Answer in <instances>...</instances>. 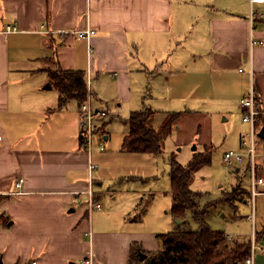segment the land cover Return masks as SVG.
I'll use <instances>...</instances> for the list:
<instances>
[{"label": "crops", "instance_id": "1", "mask_svg": "<svg viewBox=\"0 0 264 264\" xmlns=\"http://www.w3.org/2000/svg\"><path fill=\"white\" fill-rule=\"evenodd\" d=\"M255 9L264 13V5ZM6 26L16 31L7 34ZM86 29L94 31L89 40L75 35ZM56 67L89 77L93 107L123 124L121 114L144 109L238 121L239 100L251 87L264 112V19L252 18L248 0H0V213L8 220L0 222V264H84L88 253L90 264H128L132 244L146 253L162 247L155 236L162 231L147 227L158 215L154 193L129 179L130 166L121 167L128 158L92 154L101 208L87 211L78 104L57 108L59 91L47 74ZM237 126L240 140L245 124ZM198 145L214 147L210 137ZM232 171L234 179L247 177L242 166ZM242 188L246 198L236 208L219 202L215 212L249 223L248 179ZM165 194L171 206L170 177ZM255 214L262 247L255 263L264 264V195L256 197ZM222 232L227 242L249 239L247 231Z\"/></svg>", "mask_w": 264, "mask_h": 264}, {"label": "trees", "instance_id": "2", "mask_svg": "<svg viewBox=\"0 0 264 264\" xmlns=\"http://www.w3.org/2000/svg\"><path fill=\"white\" fill-rule=\"evenodd\" d=\"M47 74L49 83L59 91L57 108H62L68 100H74L80 105L86 99L87 86L83 72L56 67L55 72L48 68ZM183 114L184 112H168L157 115L149 109L131 112L124 120L127 134L123 138L121 151L160 155L166 138ZM259 119L260 123L264 122V115ZM79 145H82L80 135ZM212 152V146H204L202 151L194 152L184 166L174 157L170 159V213L182 223L172 231L155 235L162 245L155 253H146L139 244H132L128 264H235L250 255L249 239L243 243L227 242L224 232L211 229L205 222L209 210L221 200L207 202L202 207L199 204L200 193L191 189L196 172L210 163ZM187 213L197 223V230L188 227V222L184 219ZM7 221L5 215L0 213V222L6 224ZM256 233L258 240L260 233L257 230ZM140 254L145 256L143 260L140 259Z\"/></svg>", "mask_w": 264, "mask_h": 264}, {"label": "rangeland", "instance_id": "3", "mask_svg": "<svg viewBox=\"0 0 264 264\" xmlns=\"http://www.w3.org/2000/svg\"><path fill=\"white\" fill-rule=\"evenodd\" d=\"M53 69L55 72L56 68ZM120 116L122 119L127 118V116H123L122 114ZM207 117L198 114L195 115L194 113L183 114L175 127L172 129L171 135L166 138L163 152L157 156L147 154L145 155L146 157L119 153L121 150V142L127 131L123 121L117 116L114 117V115H108V117L103 122V124H107L105 127V133L109 135V139L104 143V152H98L94 150L93 155L118 154L114 156L129 159L126 161L121 160L122 169H125L122 166L123 162L124 164L130 166V170L133 171V178H140L139 180L147 183H135V186L145 185L147 189L152 191L151 194H156L152 195L153 201L151 203H154V205L157 207L158 215H153L154 212L152 211L153 216L151 217V221L148 223V225L146 223L145 226L147 225V227H152L153 224L156 225V229H158V231H162L158 233L167 232L172 226L175 227L177 223V219L174 220V223L172 222L169 209L170 199L168 194H165L169 188L168 167L170 159L174 157L178 163L183 166L186 165L192 158V154L194 152H199L200 148L198 144L208 140L209 137L212 145L214 146L210 163L208 165H204L196 172L195 178L191 185L192 191L201 194L200 205L203 207L207 202L221 200V203H225L224 206L226 208L228 206L229 208L234 209L236 208L238 201L246 198V195H243L242 193V185L243 181L247 180V177H244L243 181L238 177H235L234 179V174L232 171L233 168L228 167L222 160L224 152L229 150L235 151L239 147V126L237 125L238 123L242 122L241 118H238V121L235 119L232 122H223L222 119L224 115L221 116L220 114H212L208 118ZM248 128V125L245 124V126L241 128V130H243L242 134L246 133ZM194 146L196 147V150H192ZM133 156H139V158L132 159L134 158ZM262 171L263 172H260V176L264 178V169ZM146 198L147 197H145V199ZM141 206L142 205H139L137 212ZM244 210L247 211V208L243 207L242 211ZM139 215H141L140 211L136 213V216ZM222 215H225V218H223ZM184 219L188 222L187 225L190 229H198V225L195 221H193L190 213H187ZM233 220L234 219L230 218L229 211L223 210L219 214L215 212L214 208H212L207 214L205 222L213 230H225L235 232L236 234L238 231V233L241 235L244 234L243 232L247 231L250 234V222L239 224L240 221L237 222L236 220ZM237 225H239V229Z\"/></svg>", "mask_w": 264, "mask_h": 264}, {"label": "built area", "instance_id": "4", "mask_svg": "<svg viewBox=\"0 0 264 264\" xmlns=\"http://www.w3.org/2000/svg\"><path fill=\"white\" fill-rule=\"evenodd\" d=\"M250 4V15L253 17L258 16L264 19V13H257L255 6L264 5V0H248ZM14 26H6L4 32H15ZM94 34L91 29L77 31L75 35L78 38L89 40ZM259 41L253 40L252 45L257 44ZM87 94L86 99L78 105V133L82 138L81 147L85 150L88 156L87 170H88V190L84 193L87 195V211L99 210L100 204L94 200L93 177L92 173L96 170L97 165L91 160L93 151L103 152L105 150V139L100 133L103 122L108 117L107 110L96 109L92 105V95L89 90V77L86 78ZM239 109L241 112V121L248 125V131L241 135L239 140V147L237 150H229L223 153L222 160L230 167L242 166L248 179V202L250 211L246 215L247 220L251 223V230L249 234L250 241V255L243 261L235 264H256L255 254L257 251H261L257 240L256 233V214H255V200L259 195H264V190L261 187L264 186V178L260 176L259 166L264 165V138H260L259 132L264 128V123H260L259 117L264 115V112L260 111L256 106V96L253 88L249 89V92L242 96L239 100ZM1 141V136H0ZM259 161L262 163L260 164ZM22 183V179H18L15 183V187L18 188ZM229 236H227L228 238ZM88 259L84 264H90L91 254L88 253ZM35 264V262H32Z\"/></svg>", "mask_w": 264, "mask_h": 264}, {"label": "water", "instance_id": "5", "mask_svg": "<svg viewBox=\"0 0 264 264\" xmlns=\"http://www.w3.org/2000/svg\"><path fill=\"white\" fill-rule=\"evenodd\" d=\"M47 87L49 88L50 85L48 84ZM260 138H264V128H262V130L259 132V135H258ZM192 150H196V147L194 146L192 148ZM178 222V220H177ZM145 258V256L143 254H140V259L143 260Z\"/></svg>", "mask_w": 264, "mask_h": 264}]
</instances>
